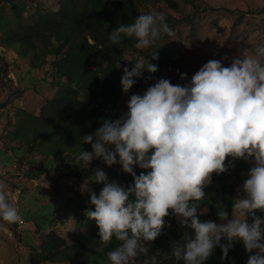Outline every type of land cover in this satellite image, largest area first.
<instances>
[{"label": "clouds", "instance_id": "clouds-1", "mask_svg": "<svg viewBox=\"0 0 264 264\" xmlns=\"http://www.w3.org/2000/svg\"><path fill=\"white\" fill-rule=\"evenodd\" d=\"M165 20L155 11L140 14L133 23H121L108 38L119 45L125 37H134L135 48L146 49L163 35H174ZM151 54L159 58L155 51ZM121 67L118 61L116 68ZM145 69L155 73L158 66L144 60L131 68L123 65L124 93ZM180 77L186 80L187 73ZM127 108L115 120L101 118L100 127L81 137L93 151L81 150L73 159L83 169L93 159L109 167L120 164L134 178L131 185L122 186L97 168L93 181L103 184L99 194L86 181L81 185L94 205L85 215L96 221L100 243L120 242L107 253L111 264L148 257V245L162 234L170 214L194 230L182 244L173 242L172 255L183 264H205L217 247L220 259L228 260L236 242L249 254L246 264H264V215H257L264 213V45H257L254 54L234 57L227 67L211 59L183 85L159 78L142 95L132 94ZM238 159L252 161V166L240 188L244 195L233 199L232 218L216 205L221 222L201 220L205 188L213 174L226 173ZM137 165L149 171L137 174ZM0 218L8 223L20 219L2 185ZM144 264H158L157 256Z\"/></svg>", "mask_w": 264, "mask_h": 264}, {"label": "trees", "instance_id": "trees-1", "mask_svg": "<svg viewBox=\"0 0 264 264\" xmlns=\"http://www.w3.org/2000/svg\"><path fill=\"white\" fill-rule=\"evenodd\" d=\"M183 1L198 10L195 0ZM158 2L180 11L176 0H0V44L27 62L30 73L40 70L49 75V82L56 88L37 113L16 108L15 121L6 135L8 141L16 145L15 149H10L21 151L19 162L28 166L25 177L37 178L65 169L67 174L62 173L55 179L54 190L62 187L60 182L64 176L81 181L89 176L97 194L103 187L102 183L93 181L97 168L122 186L134 182L133 176L124 172L120 164L109 167L100 159H93L90 166L83 169L74 164L73 159L81 150L93 151L90 144H83L81 137L100 127L101 118L115 120L124 114L119 107L122 96L133 91L144 93L171 65L172 53L157 40L154 44L159 58L153 64L158 66V71L143 70L142 76L134 78L136 83L129 92L124 93L123 72L116 68L117 62L121 61L122 66L129 62L131 68L134 62L150 54V50L135 48L134 37H125L119 45H113L108 38L109 32L121 23H133L143 8ZM2 59L4 57L0 56ZM5 64L8 63L5 61ZM134 171L140 174L149 170L137 165ZM239 172L235 169L236 174ZM123 175L130 181L120 183ZM205 192L201 220L220 221L216 205L225 207L229 218L232 216L237 189L225 173L216 175ZM88 208L94 210L90 200L70 199L64 208L52 211L49 218L44 216L48 228L59 227L50 229L49 234L42 237L38 249L31 248V264H111L107 253L120 242L113 239L111 244L100 243L96 221L85 215ZM257 215L264 213L257 211ZM190 235H194V230L182 226L178 218L170 214L165 217L162 234L148 245L149 256L141 255L131 264H144L153 254L158 264H183L172 255V246L173 242L182 244ZM19 239L22 241L21 236ZM225 242L222 238L221 243ZM248 255L242 242H236L229 251L230 259L222 261V250L217 247L205 264H246Z\"/></svg>", "mask_w": 264, "mask_h": 264}, {"label": "rangeland", "instance_id": "rangeland-1", "mask_svg": "<svg viewBox=\"0 0 264 264\" xmlns=\"http://www.w3.org/2000/svg\"><path fill=\"white\" fill-rule=\"evenodd\" d=\"M176 1L180 11L171 10L162 2L141 10V14L152 11L162 13L174 32L173 36L163 35L158 41L159 45L169 48L173 55L171 65L165 68L162 76L173 84H186L211 59L220 60L227 67L234 57L243 52L254 54L257 45H264V0H195L198 10L183 0ZM35 5L31 7L32 10ZM169 18L171 20L167 21ZM151 47L142 49L150 50V54L140 58L145 63L155 61L151 52L158 53V49L155 44ZM5 50L0 44V56L4 57L0 60V185L9 202L17 207L20 219L16 223H8L0 218V264H31L33 247L38 249L42 237L48 235L50 229L59 227L54 225L48 228L43 217L49 218L52 211L54 213L56 209L64 208L70 199L90 200V194L82 192L81 185L84 181L91 184V179L85 176V180L81 181L67 175L60 182L62 187L54 190L55 179L62 173L67 174V170L59 172L56 169L37 178L25 177L24 171L28 166L19 162L21 151L10 149H15L16 145L10 143L6 135L15 121L16 108L37 113L45 99L56 92V88L49 82V75L40 70L30 73L27 62L15 52ZM125 65L129 67V62ZM119 71L123 72V66ZM180 73H187V79L182 80ZM132 94L142 95L143 91H133L121 97L119 107L122 113L127 112V103ZM228 162H231V157ZM234 165L225 175L230 183H235L237 196H242L244 194L240 188L248 178L252 161L238 159ZM235 169L240 170L239 174L235 173ZM216 175L213 174V182L208 186L214 183ZM129 181L127 175L119 180L122 184Z\"/></svg>", "mask_w": 264, "mask_h": 264}, {"label": "built area", "instance_id": "built-area-1", "mask_svg": "<svg viewBox=\"0 0 264 264\" xmlns=\"http://www.w3.org/2000/svg\"><path fill=\"white\" fill-rule=\"evenodd\" d=\"M21 223H23V222L21 221Z\"/></svg>", "mask_w": 264, "mask_h": 264}]
</instances>
